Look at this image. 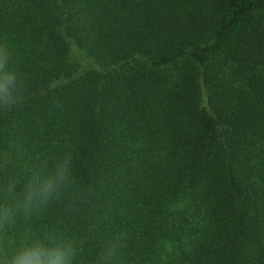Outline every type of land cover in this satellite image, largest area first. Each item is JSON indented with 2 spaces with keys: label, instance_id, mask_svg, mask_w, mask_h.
<instances>
[{
  "label": "trees",
  "instance_id": "1",
  "mask_svg": "<svg viewBox=\"0 0 264 264\" xmlns=\"http://www.w3.org/2000/svg\"><path fill=\"white\" fill-rule=\"evenodd\" d=\"M0 64L19 95L0 109V204L64 177L0 231L9 252L264 264V0H0Z\"/></svg>",
  "mask_w": 264,
  "mask_h": 264
},
{
  "label": "clouds",
  "instance_id": "2",
  "mask_svg": "<svg viewBox=\"0 0 264 264\" xmlns=\"http://www.w3.org/2000/svg\"><path fill=\"white\" fill-rule=\"evenodd\" d=\"M3 67V64H0V69ZM18 99L15 75L0 74V109L10 108ZM63 178L60 172L46 176L36 174L25 190L22 200L12 204H0V231L5 225L14 222L20 207L28 211L33 205L39 207L46 204L63 182ZM9 194L14 195L12 186L9 187ZM75 254L74 245L66 240L49 239L47 242H25L11 252L0 242V264H72Z\"/></svg>",
  "mask_w": 264,
  "mask_h": 264
},
{
  "label": "rangeland",
  "instance_id": "3",
  "mask_svg": "<svg viewBox=\"0 0 264 264\" xmlns=\"http://www.w3.org/2000/svg\"><path fill=\"white\" fill-rule=\"evenodd\" d=\"M71 57L77 60L82 68L96 67L94 62L91 59L87 58L83 54V52L72 42H71Z\"/></svg>",
  "mask_w": 264,
  "mask_h": 264
}]
</instances>
